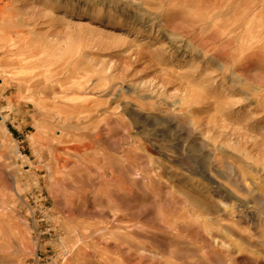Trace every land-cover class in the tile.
Returning <instances> with one entry per match:
<instances>
[{
	"label": "rangeland",
	"instance_id": "1",
	"mask_svg": "<svg viewBox=\"0 0 264 264\" xmlns=\"http://www.w3.org/2000/svg\"><path fill=\"white\" fill-rule=\"evenodd\" d=\"M0 264H264V0H0Z\"/></svg>",
	"mask_w": 264,
	"mask_h": 264
},
{
	"label": "crops",
	"instance_id": "2",
	"mask_svg": "<svg viewBox=\"0 0 264 264\" xmlns=\"http://www.w3.org/2000/svg\"><path fill=\"white\" fill-rule=\"evenodd\" d=\"M1 119H2L1 126H4L5 127L7 119L6 118H3V117H1Z\"/></svg>",
	"mask_w": 264,
	"mask_h": 264
}]
</instances>
